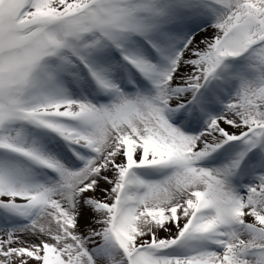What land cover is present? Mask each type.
<instances>
[{
	"label": "snow or ice",
	"instance_id": "1",
	"mask_svg": "<svg viewBox=\"0 0 264 264\" xmlns=\"http://www.w3.org/2000/svg\"><path fill=\"white\" fill-rule=\"evenodd\" d=\"M0 264H264V0H0Z\"/></svg>",
	"mask_w": 264,
	"mask_h": 264
}]
</instances>
